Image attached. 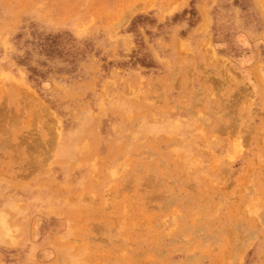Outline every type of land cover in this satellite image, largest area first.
<instances>
[{
  "label": "rangeland",
  "instance_id": "obj_1",
  "mask_svg": "<svg viewBox=\"0 0 264 264\" xmlns=\"http://www.w3.org/2000/svg\"><path fill=\"white\" fill-rule=\"evenodd\" d=\"M0 264H264V0H0Z\"/></svg>",
  "mask_w": 264,
  "mask_h": 264
}]
</instances>
